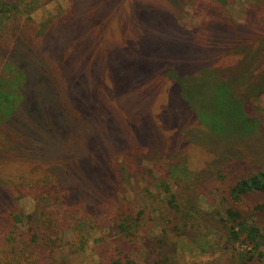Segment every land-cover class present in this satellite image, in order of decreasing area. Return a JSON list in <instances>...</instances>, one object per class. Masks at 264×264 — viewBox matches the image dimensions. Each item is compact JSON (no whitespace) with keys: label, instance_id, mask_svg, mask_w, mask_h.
Wrapping results in <instances>:
<instances>
[{"label":"trees","instance_id":"trees-1","mask_svg":"<svg viewBox=\"0 0 264 264\" xmlns=\"http://www.w3.org/2000/svg\"><path fill=\"white\" fill-rule=\"evenodd\" d=\"M33 1L0 0V264L8 252L47 246L50 235L63 232L71 210L85 213L90 222L106 216L118 238L132 240L144 210L134 218L125 207L113 214L104 209L113 170L106 153L111 145L116 153L131 143L148 144L158 139L160 126L174 129L171 137H182L180 145L198 153L208 168L205 174L193 170L179 152L183 161L162 164L158 153L147 154L155 169L138 161L135 170L131 157L130 176L157 174L165 210L171 214L166 221L170 232H186L183 215L207 218L226 248L252 246L237 252L239 264H264V164L247 159L262 146V131L257 116L246 110L262 86L252 68L264 67V41L246 42L242 34L254 31L223 18L214 20L206 38L197 43L172 17L174 0H160V8L150 0H80L85 11L72 3L47 30L32 26L25 32L20 19ZM116 9L139 33L131 46L121 47L133 58L105 60L97 67L92 28L104 15L107 25L117 20ZM148 35L157 39V46L144 41ZM227 52L232 67L211 60L220 53L225 58ZM165 66L168 78L155 83L153 78ZM119 104L129 119L134 117L133 127H117L112 111ZM154 113L159 126L151 121ZM105 117L112 125L101 123ZM15 168H29V176L36 175L34 170L47 172L40 174L43 184L26 182L20 187L34 199L33 214L17 203L20 191L5 178ZM207 179L226 184V195L210 213L196 200L204 189L195 186ZM24 224H29L27 229ZM162 233H167L165 227ZM125 257L112 258L110 264H128Z\"/></svg>","mask_w":264,"mask_h":264},{"label":"rangeland","instance_id":"rangeland-1","mask_svg":"<svg viewBox=\"0 0 264 264\" xmlns=\"http://www.w3.org/2000/svg\"><path fill=\"white\" fill-rule=\"evenodd\" d=\"M24 1L27 2L28 0ZM174 1L172 17L177 18L178 27L184 32L191 33L192 40L197 43H201V40L206 38L209 27L215 22L214 20H224L223 18L240 25H248L254 31V33L242 34L247 37L246 42H255L256 45V41H264V0ZM72 3L80 5V0L33 1L27 8L28 13L23 14L22 19H20V24H25L22 25V29L25 32L30 31L33 26L41 31L47 30V26L56 21L54 17L60 12L67 13ZM150 3L156 8L161 6L160 0H150ZM105 9L106 7H103V10ZM80 10L85 11L86 8L80 5ZM115 17L117 20L114 19L107 25V19L104 15L92 28L94 64L97 67H101L105 60L122 62L125 58L128 60L133 58L132 55H129L130 51L122 49L131 46L139 33H137L136 28L127 25L124 19L120 18L117 9ZM202 20H205L206 23L198 27ZM144 41L148 45H158V41L153 35H148ZM112 45H115V47L109 50L108 48ZM229 55L227 52V56L223 58L222 53H220L217 57L214 55V59L211 60L216 61L215 63L218 62L219 66L222 64L223 67L228 69L233 66ZM134 68L136 71L137 67L134 66ZM252 70L254 77L262 81V86L258 89L257 95L252 99L250 105L246 107V110H250L252 114H255L254 116H257V122L262 131V146L254 151L253 155H246L249 163L264 164V67L252 68ZM158 73L159 77L153 78L155 83L168 78L169 69L165 66L163 72ZM146 95L150 94L147 93ZM102 102L107 105L105 100H102ZM112 115L119 123L117 127H133L135 124L134 117L129 119V116L122 112L120 104L114 107ZM101 116L102 114L100 118ZM151 121L155 122L157 126L160 125L156 113L153 117L151 116ZM101 123L107 127L112 125L106 117L102 119ZM138 123L137 121V127ZM125 130L128 133L130 129L125 128ZM158 131L160 132L158 139L156 138L148 144L142 146V144L131 143L129 147L116 153L114 152L116 148L111 145L106 153L105 160L110 162L113 170L110 178L112 179L110 198L106 200L107 197H105L104 209L113 214L116 208L125 207L128 212L132 211L131 216L134 218L137 217L141 209L144 210L138 218L140 224L133 231L134 237L132 240L118 238L115 225L106 216H97L93 222H90L86 219L85 213L71 210L66 216L67 220L63 232L48 237L49 241L47 243L49 246L42 248L40 245L34 244L20 248L15 255L8 252L4 261L1 260L2 264H110L112 258L122 256V254H126L124 260L128 261V264H239L237 252L250 250L252 246L233 244L232 247L228 246L226 248L224 240L220 237V232L208 223L207 218L199 220L198 216L188 219L186 215H183L186 218L188 228L184 234L174 235L170 232L169 225L166 223L170 220L171 214H168V211L165 210L163 203L165 196L157 186V174H146L145 177L130 176L133 174L130 167L132 156L136 160L133 164L135 170L141 164L150 169H155L152 161L146 158L147 154L152 155L154 153L159 154L162 164V162L167 161H183L180 152L186 155L187 158H184V161L193 170L199 169L201 174L208 171L207 166H205L207 163L200 161L198 153L187 152L186 148L180 145L182 137L177 135L171 137L174 129L160 126ZM106 133L109 134L110 130H107ZM90 135L98 136L96 133ZM100 137L103 138L104 136L101 134ZM29 146H32L31 143ZM138 161H141V164ZM168 164L173 165L172 162ZM29 172V168L25 171L15 168L8 170L5 178L8 183H11L14 190L20 191L17 203L26 213L33 214L35 213L34 199L29 195H23L20 187L26 182L36 181L35 183L43 184V178L40 174L47 172L34 170L36 175L33 173L31 176H29ZM214 182V180L212 183L211 180L198 181L199 186H195V188L202 187L204 189V192L196 200L205 213H210L213 208H216L219 198L223 194L226 195V184L217 182V184H214ZM220 212L222 215L224 214L223 209ZM263 217L261 214L260 218ZM28 226L29 224H24L22 228L27 229ZM164 227L167 229L165 235L162 233ZM41 229L44 228L41 227ZM261 249L264 251L263 247ZM262 261L264 262V259Z\"/></svg>","mask_w":264,"mask_h":264}]
</instances>
